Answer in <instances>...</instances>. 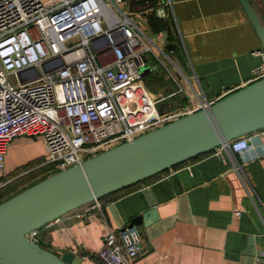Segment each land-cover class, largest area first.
Listing matches in <instances>:
<instances>
[{"label":"crops","instance_id":"crops-1","mask_svg":"<svg viewBox=\"0 0 264 264\" xmlns=\"http://www.w3.org/2000/svg\"><path fill=\"white\" fill-rule=\"evenodd\" d=\"M122 9L148 34H163L188 80L177 82L183 89L178 92L174 81L151 66L142 78L152 85L141 79L122 95L129 110L151 105L136 119L231 94L247 86L252 69L264 61L238 0H126ZM245 137L247 151L233 156L216 148L101 198V209L84 221L74 217L79 209L68 212L41 228L36 243L58 256L70 252L82 264H99L105 233L146 215L135 227L144 251L130 264H252L257 255L264 264V130ZM8 156L7 149L5 171L11 172Z\"/></svg>","mask_w":264,"mask_h":264},{"label":"built area","instance_id":"built-area-1","mask_svg":"<svg viewBox=\"0 0 264 264\" xmlns=\"http://www.w3.org/2000/svg\"><path fill=\"white\" fill-rule=\"evenodd\" d=\"M125 1L0 0V190L7 149L17 137H42L46 158L9 183L37 169L50 176L80 166L222 98L136 119L151 105L129 110L121 100L145 70L159 68L178 92L177 82L188 80L163 34H148L122 9ZM263 78L264 61L252 69L249 84ZM219 148L234 156L249 149V140L243 136ZM101 207L100 199L93 200L74 217L84 221ZM39 231L26 238L36 242ZM143 251L138 230L126 227L105 233L96 258L99 264H130ZM252 264H261L259 255Z\"/></svg>","mask_w":264,"mask_h":264},{"label":"water","instance_id":"water-1","mask_svg":"<svg viewBox=\"0 0 264 264\" xmlns=\"http://www.w3.org/2000/svg\"><path fill=\"white\" fill-rule=\"evenodd\" d=\"M252 1L264 18V0H238L264 49V27ZM177 57L181 61L180 54ZM259 130H264V78L222 97L205 110L42 179L0 203V264H82L80 257L70 252L58 256L26 235L93 200ZM145 216L133 218L128 227H139Z\"/></svg>","mask_w":264,"mask_h":264},{"label":"rangeland","instance_id":"rangeland-1","mask_svg":"<svg viewBox=\"0 0 264 264\" xmlns=\"http://www.w3.org/2000/svg\"><path fill=\"white\" fill-rule=\"evenodd\" d=\"M148 58L149 56L144 57V59L149 63ZM149 79L150 78L148 77L142 78L144 85L148 88L152 85L149 84ZM10 146L8 148L9 156L6 157V164L8 165L7 170L11 172L5 171L6 175L1 181L4 183V186L0 190V203L41 181L46 176L42 172H37L32 175L30 174L20 177L19 179L9 183V181L21 173L22 170H25L36 163H40L46 158L42 137H17L10 143Z\"/></svg>","mask_w":264,"mask_h":264},{"label":"trees","instance_id":"trees-1","mask_svg":"<svg viewBox=\"0 0 264 264\" xmlns=\"http://www.w3.org/2000/svg\"><path fill=\"white\" fill-rule=\"evenodd\" d=\"M39 163H36V164H34L33 166H30V167H28L27 169H25V170H28V169H30V168H33L34 166H37ZM181 165V164H180ZM179 166V165H178ZM177 167V166H176ZM175 168V167H174ZM25 170H22L21 172H23V171H25ZM37 172H42L43 174H45V172H46V169H37V170H35V171H33V172H31V173H29L28 175H32V174H35V173H37ZM44 178H46V176L44 177ZM34 185V184H33Z\"/></svg>","mask_w":264,"mask_h":264}]
</instances>
